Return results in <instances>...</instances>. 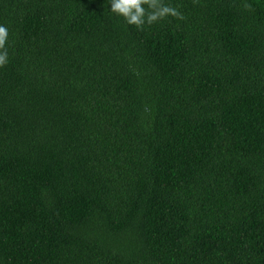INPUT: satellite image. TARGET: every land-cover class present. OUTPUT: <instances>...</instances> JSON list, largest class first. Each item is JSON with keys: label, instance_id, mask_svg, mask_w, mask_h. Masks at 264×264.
<instances>
[{"label": "trees", "instance_id": "trees-1", "mask_svg": "<svg viewBox=\"0 0 264 264\" xmlns=\"http://www.w3.org/2000/svg\"><path fill=\"white\" fill-rule=\"evenodd\" d=\"M164 2L0 0V264H264V0Z\"/></svg>", "mask_w": 264, "mask_h": 264}, {"label": "clouds", "instance_id": "clouds-1", "mask_svg": "<svg viewBox=\"0 0 264 264\" xmlns=\"http://www.w3.org/2000/svg\"><path fill=\"white\" fill-rule=\"evenodd\" d=\"M198 0H193L197 3ZM110 11L122 17L128 24L135 26L138 30H143L145 25L152 24L173 17L177 20H184L185 16L170 4H166L164 0H110ZM246 10H252V6L244 3ZM8 38L9 30L6 26L0 25V68L5 67L8 62Z\"/></svg>", "mask_w": 264, "mask_h": 264}]
</instances>
